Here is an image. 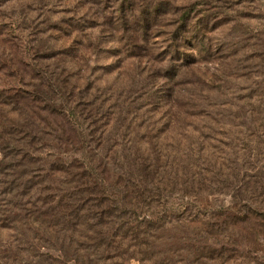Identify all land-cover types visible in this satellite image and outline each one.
<instances>
[{"label": "rangeland", "instance_id": "374dc122", "mask_svg": "<svg viewBox=\"0 0 264 264\" xmlns=\"http://www.w3.org/2000/svg\"><path fill=\"white\" fill-rule=\"evenodd\" d=\"M9 88L83 118L92 101L94 122L113 98L109 135L121 127L128 150L118 156L137 145L178 177L200 172L195 197L179 179L160 188L182 223L204 222L178 231L185 251L171 264H264V0H0ZM51 146L66 161L91 157L87 145ZM214 237L239 253L211 254Z\"/></svg>", "mask_w": 264, "mask_h": 264}, {"label": "trees", "instance_id": "16d2710c", "mask_svg": "<svg viewBox=\"0 0 264 264\" xmlns=\"http://www.w3.org/2000/svg\"><path fill=\"white\" fill-rule=\"evenodd\" d=\"M35 101L15 88L0 91V264H171L168 255L185 251L181 240L187 237H176L178 231L204 222L182 223L180 214L162 205L168 197L160 188L176 186L179 179L195 197L200 172L178 177L163 170V161L145 158L137 145L131 156H118L128 150L120 126L116 137L109 135L112 110L118 108L113 98L107 99L104 120L96 122L92 101L84 103L85 118L75 105L56 110ZM51 145L68 146L74 155L87 145L91 157L87 164L66 161ZM174 237L179 241L172 243ZM212 240L211 254L239 253L233 241Z\"/></svg>", "mask_w": 264, "mask_h": 264}]
</instances>
